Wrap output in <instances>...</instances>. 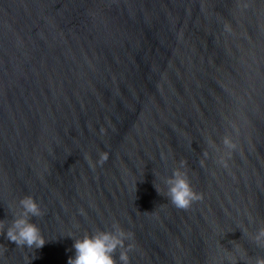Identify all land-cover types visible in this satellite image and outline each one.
Masks as SVG:
<instances>
[{
	"label": "water",
	"instance_id": "1",
	"mask_svg": "<svg viewBox=\"0 0 264 264\" xmlns=\"http://www.w3.org/2000/svg\"><path fill=\"white\" fill-rule=\"evenodd\" d=\"M25 196L47 242L5 230L0 264H67L117 224L129 264L264 257V0H0V220Z\"/></svg>",
	"mask_w": 264,
	"mask_h": 264
},
{
	"label": "clouds",
	"instance_id": "2",
	"mask_svg": "<svg viewBox=\"0 0 264 264\" xmlns=\"http://www.w3.org/2000/svg\"><path fill=\"white\" fill-rule=\"evenodd\" d=\"M224 145L228 149L235 148L229 137L224 138ZM108 158V153L101 152L97 163L103 166ZM89 164L93 168L96 166L90 160ZM168 185V199L178 209L188 210L194 202L203 199L202 194L193 190L188 176L184 172L175 171L169 179ZM19 206L22 211L18 214L15 213V218L10 226L0 220V235H4L6 230L7 239L18 247L43 248L47 241L38 225L31 222L32 217L43 215L39 203L34 197L25 196L19 201ZM131 239H134L133 234L125 232L119 224L115 226L114 231L98 230L94 234H85L81 239H75V256L69 258L67 264H118L115 258L118 249H123L119 255V264H129L128 253L134 249L135 245L128 244L126 246L125 241ZM253 239L257 246L264 247V227L258 230ZM229 259L235 264L234 256L230 255ZM254 264H264V257H256Z\"/></svg>",
	"mask_w": 264,
	"mask_h": 264
}]
</instances>
